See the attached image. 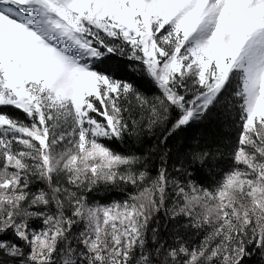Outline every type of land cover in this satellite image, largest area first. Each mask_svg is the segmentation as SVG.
I'll return each instance as SVG.
<instances>
[{"label": "snow or ice", "instance_id": "1", "mask_svg": "<svg viewBox=\"0 0 264 264\" xmlns=\"http://www.w3.org/2000/svg\"><path fill=\"white\" fill-rule=\"evenodd\" d=\"M0 264H264V0H0Z\"/></svg>", "mask_w": 264, "mask_h": 264}, {"label": "trees", "instance_id": "2", "mask_svg": "<svg viewBox=\"0 0 264 264\" xmlns=\"http://www.w3.org/2000/svg\"><path fill=\"white\" fill-rule=\"evenodd\" d=\"M9 111H11V109H9Z\"/></svg>", "mask_w": 264, "mask_h": 264}]
</instances>
